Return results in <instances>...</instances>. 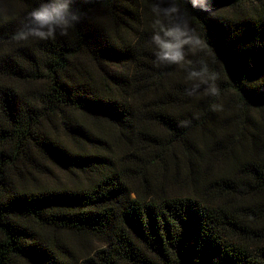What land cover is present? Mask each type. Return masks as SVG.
I'll return each instance as SVG.
<instances>
[{
    "label": "trees",
    "instance_id": "1",
    "mask_svg": "<svg viewBox=\"0 0 264 264\" xmlns=\"http://www.w3.org/2000/svg\"><path fill=\"white\" fill-rule=\"evenodd\" d=\"M0 264H264V0H0Z\"/></svg>",
    "mask_w": 264,
    "mask_h": 264
},
{
    "label": "clouds",
    "instance_id": "2",
    "mask_svg": "<svg viewBox=\"0 0 264 264\" xmlns=\"http://www.w3.org/2000/svg\"><path fill=\"white\" fill-rule=\"evenodd\" d=\"M64 8H66V5L60 4L58 8L53 9V12L56 14V18H58V23L67 24V21L63 20V17L61 16V10ZM33 15L37 20L41 22V24L49 23L54 19L52 13H49L47 10L37 11ZM31 34L40 38H46L47 36H51L53 34V30L49 28V31L47 33H45L44 31L34 30ZM28 35L29 33H20L18 35V38L26 39ZM164 35L165 37H171V39H163L159 35L154 37V40L158 48L160 49L161 57L172 62L182 61L184 59V56L181 52V48L184 44H188L191 42L190 38L181 39L180 37L183 36L184 33L179 29H167L164 31ZM192 75H197V73L193 72ZM212 91L215 93L216 89L213 88Z\"/></svg>",
    "mask_w": 264,
    "mask_h": 264
},
{
    "label": "rangeland",
    "instance_id": "3",
    "mask_svg": "<svg viewBox=\"0 0 264 264\" xmlns=\"http://www.w3.org/2000/svg\"><path fill=\"white\" fill-rule=\"evenodd\" d=\"M49 177V180L51 179V181L53 182H60L66 180L68 178V175L62 170L53 168L52 173L49 175Z\"/></svg>",
    "mask_w": 264,
    "mask_h": 264
}]
</instances>
